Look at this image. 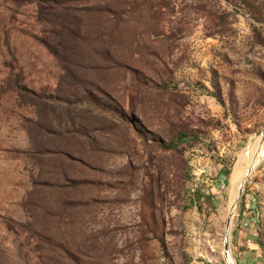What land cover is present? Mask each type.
<instances>
[{
    "label": "rangeland",
    "instance_id": "1",
    "mask_svg": "<svg viewBox=\"0 0 264 264\" xmlns=\"http://www.w3.org/2000/svg\"><path fill=\"white\" fill-rule=\"evenodd\" d=\"M263 134L264 0H0V256L264 264Z\"/></svg>",
    "mask_w": 264,
    "mask_h": 264
},
{
    "label": "trees",
    "instance_id": "2",
    "mask_svg": "<svg viewBox=\"0 0 264 264\" xmlns=\"http://www.w3.org/2000/svg\"><path fill=\"white\" fill-rule=\"evenodd\" d=\"M57 54V52H55ZM186 137V134L180 133L178 138L171 142L169 145H166L165 147H176L178 146L182 140ZM221 173L224 175H228L230 173V169L228 167H224L221 169ZM195 198L198 200L202 198V191L198 189L194 193ZM9 223H16L13 220H9ZM7 223V228L9 230H17L20 233L19 235L24 234L26 230L30 231L32 233V236L30 239L35 241V246H32L30 243V240L27 238L25 242L27 244L20 243L19 246L21 247V254L19 255H11L6 248V254H2L0 256V264H62V256L64 252H66L67 257L69 260L75 264H79L77 261V257L69 253L62 243L57 242L53 240L52 238H49L43 234H40L38 232H34L33 230L31 231L27 226H25L22 223H16L18 227L16 228L15 226L10 225ZM26 246H29V248L26 250L24 249Z\"/></svg>",
    "mask_w": 264,
    "mask_h": 264
},
{
    "label": "bare ground",
    "instance_id": "3",
    "mask_svg": "<svg viewBox=\"0 0 264 264\" xmlns=\"http://www.w3.org/2000/svg\"><path fill=\"white\" fill-rule=\"evenodd\" d=\"M264 157V134L259 141L253 144L250 151L247 154H243L237 165L235 166L232 177H233V193L234 197L238 194V191L241 189L246 177L251 173L257 163H259ZM244 162L245 167H242V163ZM239 195V194H238ZM232 199V198H231ZM236 200V199H235ZM235 200L233 199L231 203L232 213L235 207Z\"/></svg>",
    "mask_w": 264,
    "mask_h": 264
},
{
    "label": "water",
    "instance_id": "4",
    "mask_svg": "<svg viewBox=\"0 0 264 264\" xmlns=\"http://www.w3.org/2000/svg\"><path fill=\"white\" fill-rule=\"evenodd\" d=\"M242 191V187H241V189H240V192Z\"/></svg>",
    "mask_w": 264,
    "mask_h": 264
}]
</instances>
